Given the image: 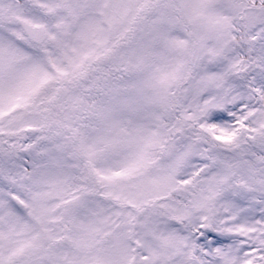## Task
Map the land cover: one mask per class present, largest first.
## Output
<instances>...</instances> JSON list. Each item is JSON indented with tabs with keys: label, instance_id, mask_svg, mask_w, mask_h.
<instances>
[{
	"label": "snow or ice",
	"instance_id": "6c2138e0",
	"mask_svg": "<svg viewBox=\"0 0 264 264\" xmlns=\"http://www.w3.org/2000/svg\"><path fill=\"white\" fill-rule=\"evenodd\" d=\"M0 264H264V0H0Z\"/></svg>",
	"mask_w": 264,
	"mask_h": 264
}]
</instances>
